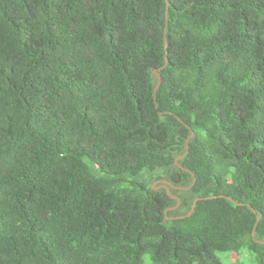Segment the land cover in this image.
<instances>
[{
	"label": "trees",
	"instance_id": "obj_1",
	"mask_svg": "<svg viewBox=\"0 0 264 264\" xmlns=\"http://www.w3.org/2000/svg\"><path fill=\"white\" fill-rule=\"evenodd\" d=\"M169 2L0 0V264H264V0Z\"/></svg>",
	"mask_w": 264,
	"mask_h": 264
},
{
	"label": "water",
	"instance_id": "obj_2",
	"mask_svg": "<svg viewBox=\"0 0 264 264\" xmlns=\"http://www.w3.org/2000/svg\"><path fill=\"white\" fill-rule=\"evenodd\" d=\"M169 6H170V2H169V0H167V6H166V25H165V28H164V44H165V47H168L167 29H168V23H169V16H168V13H169ZM167 65H168V55H166V63H165V65L162 66L160 69L165 68ZM153 73H154V74L158 77V79H159V81H158V83H157V85H156V87H155V90H154V97H155V99H156V97H157V92H158V88H159V86H160V84H161V75H160L158 69H154V70H153ZM193 136H194V132L192 131L191 135H190L189 138L187 139V148H188V142H189V139H190L191 137H193ZM187 153H188V150H187L186 154H187ZM183 157H184V155H183V156H180L179 158H183ZM179 158H178V159H179ZM178 159L176 160V162L178 161ZM165 183L172 185V182H170V181H168V180H166ZM165 187H166L167 192H168L169 194H171V193H170V187H169V186H165ZM154 188H155V187H154ZM187 188H189V187H187ZM172 196H173V198L178 199V201L180 202L179 198H178L176 195H173V194H172ZM221 196H222V197H225L224 195H221ZM213 197H216V196H210V197H198V198H196V199L194 200V202H193V205H192V208H191L190 212H189L187 215H185V216H189V215L192 213V211L195 209L196 204H197V202H198L199 200H202V199H205V198H213ZM166 211H167V210H166ZM254 212H256V211L254 210ZM185 216L183 215V216H179V217H185ZM166 218H167V219H170L171 217H168V216H167ZM253 235L255 236V231L253 232ZM257 241H258V242H262V243H264L263 240H259V239H257Z\"/></svg>",
	"mask_w": 264,
	"mask_h": 264
},
{
	"label": "rangeland",
	"instance_id": "obj_3",
	"mask_svg": "<svg viewBox=\"0 0 264 264\" xmlns=\"http://www.w3.org/2000/svg\"><path fill=\"white\" fill-rule=\"evenodd\" d=\"M153 185L158 189L161 188L159 181H155ZM217 254L223 264H259L255 254L248 249H243L239 254L223 251H218ZM144 264H150V256L145 257Z\"/></svg>",
	"mask_w": 264,
	"mask_h": 264
},
{
	"label": "flooded vegetation",
	"instance_id": "obj_4",
	"mask_svg": "<svg viewBox=\"0 0 264 264\" xmlns=\"http://www.w3.org/2000/svg\"><path fill=\"white\" fill-rule=\"evenodd\" d=\"M167 179H161V180H159V183H160V186L161 187H164L165 189H166V187L165 186H171L170 184H167V183H165V181H166ZM169 181V180H168ZM170 182H172V181H170ZM172 185H173V182H172Z\"/></svg>",
	"mask_w": 264,
	"mask_h": 264
}]
</instances>
